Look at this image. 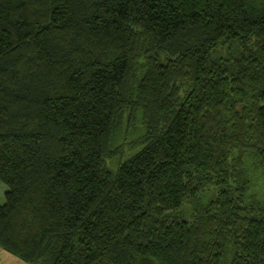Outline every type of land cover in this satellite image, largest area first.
I'll return each mask as SVG.
<instances>
[{
	"label": "trees",
	"instance_id": "1",
	"mask_svg": "<svg viewBox=\"0 0 264 264\" xmlns=\"http://www.w3.org/2000/svg\"><path fill=\"white\" fill-rule=\"evenodd\" d=\"M0 182L32 264H264V0H0Z\"/></svg>",
	"mask_w": 264,
	"mask_h": 264
},
{
	"label": "rangeland",
	"instance_id": "2",
	"mask_svg": "<svg viewBox=\"0 0 264 264\" xmlns=\"http://www.w3.org/2000/svg\"><path fill=\"white\" fill-rule=\"evenodd\" d=\"M141 133H142L141 128L133 126V127H131L130 130L127 131V133L123 134V135H125V140L123 142H132L133 140H136ZM140 147H141L140 145L127 146L125 148V150L123 151L124 156L119 157L121 155L120 154L119 156L116 157V160L118 161V157H119V159L126 158L131 153H135L136 151H138L140 149ZM3 188L6 189V186L2 182H0V201L1 202H4V190H3Z\"/></svg>",
	"mask_w": 264,
	"mask_h": 264
},
{
	"label": "crops",
	"instance_id": "3",
	"mask_svg": "<svg viewBox=\"0 0 264 264\" xmlns=\"http://www.w3.org/2000/svg\"><path fill=\"white\" fill-rule=\"evenodd\" d=\"M5 191V188H3ZM0 264H32L0 246Z\"/></svg>",
	"mask_w": 264,
	"mask_h": 264
}]
</instances>
